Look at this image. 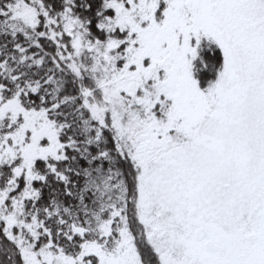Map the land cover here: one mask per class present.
Returning <instances> with one entry per match:
<instances>
[{
  "label": "snow or ice",
  "instance_id": "1",
  "mask_svg": "<svg viewBox=\"0 0 264 264\" xmlns=\"http://www.w3.org/2000/svg\"><path fill=\"white\" fill-rule=\"evenodd\" d=\"M0 264H264V0H0Z\"/></svg>",
  "mask_w": 264,
  "mask_h": 264
}]
</instances>
